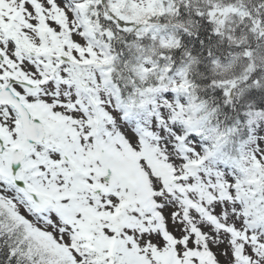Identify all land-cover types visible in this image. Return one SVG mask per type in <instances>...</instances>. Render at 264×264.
Returning a JSON list of instances; mask_svg holds the SVG:
<instances>
[{
    "label": "snow or ice",
    "instance_id": "6c2138e0",
    "mask_svg": "<svg viewBox=\"0 0 264 264\" xmlns=\"http://www.w3.org/2000/svg\"><path fill=\"white\" fill-rule=\"evenodd\" d=\"M0 264H264V0H0Z\"/></svg>",
    "mask_w": 264,
    "mask_h": 264
}]
</instances>
